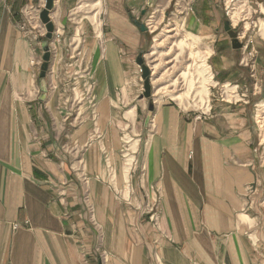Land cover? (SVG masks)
Segmentation results:
<instances>
[{
	"label": "crops",
	"instance_id": "crops-1",
	"mask_svg": "<svg viewBox=\"0 0 264 264\" xmlns=\"http://www.w3.org/2000/svg\"><path fill=\"white\" fill-rule=\"evenodd\" d=\"M102 1L96 38L92 21L73 22L80 0H54L59 40L41 100L39 46L18 22L45 0H0V264H264V133L253 109L264 92V58L253 65L259 83L248 100L213 102L202 119L163 100L149 130L138 63L149 32L139 20L150 22L147 7L166 10L173 0ZM194 20L204 26L212 18ZM74 32L92 66L96 122L87 100L65 104L60 89ZM208 37L218 82L253 81L231 42ZM253 44L264 56V36ZM129 124L140 144L127 171ZM72 148L84 156L86 181L73 169ZM155 200L157 225L147 213Z\"/></svg>",
	"mask_w": 264,
	"mask_h": 264
},
{
	"label": "rangeland",
	"instance_id": "rangeland-1",
	"mask_svg": "<svg viewBox=\"0 0 264 264\" xmlns=\"http://www.w3.org/2000/svg\"><path fill=\"white\" fill-rule=\"evenodd\" d=\"M93 1L95 0H80L79 4L75 6L71 13L75 25H78L76 22L80 24L81 22L89 23L92 21L97 28V21L93 19L95 10H92V6L90 5ZM102 3L103 8H101V10L103 11L105 8L104 1H102ZM44 6L45 4L42 6L39 13H33L32 15L29 13L30 18H21L18 22V27L25 36L39 46L41 56L33 61V64L39 68V89L41 66L43 64L42 43L46 39V27L40 18ZM154 9L155 7L153 6L145 9L146 20L150 19V22L143 21L142 19L139 20V23H144L149 28L148 45L145 54L141 56L150 69V82L153 86L152 97L150 99L143 98L148 101L149 105L153 102L156 106V104H159L163 100L174 101L185 109L197 112V116L203 115V117H205V115L210 113L211 104L213 102L215 103L218 100L225 102H243L244 100L251 98V88L255 90V85L259 83V78L254 76L255 71L253 65L257 62V58H259V61H262L264 58L256 45L253 44V40L256 37L259 38L260 36H264V0H211V2L206 0H173L172 5L166 10H163L158 22H154L152 17L149 18L150 15L153 16V13L156 12H154ZM102 11L100 15L102 14ZM235 12H239V16L238 14H235ZM197 15L198 17L212 18V20L207 24H204V26H201L194 20ZM233 15L235 18L232 17ZM52 16L55 17L51 18L53 22H58V19L56 18L57 13L55 11L52 13ZM27 20L31 26L28 24ZM226 21H230L232 29L237 31L239 40L244 44L241 49H236L237 55L234 59L237 63L241 64V68H250L248 75H250L253 81L251 80L249 82L245 81L241 83L220 79L218 82V78L215 79L213 76L210 62L211 59L209 60L213 40L208 37V35H220L221 37H224L226 42L230 43L231 38L224 27ZM93 34L96 38H99L102 36V30L99 31V29H97ZM75 39L81 41V47H83V50L85 51V38L78 32H74V34L70 36L68 46H70V43H73ZM58 40L59 36L55 25L53 39L50 41L51 61L46 74V79L50 72L51 62L53 54L56 52ZM184 41H186L187 44L184 43ZM68 49L70 56V48ZM69 56L67 60L61 63L63 66L71 60ZM203 64H207L209 67V71L204 72V75L199 69ZM241 73L242 76L246 75V71H241ZM64 74L65 70L63 69L61 75L64 78L62 86L60 87L62 91L64 88L63 84L65 83ZM140 74L144 91V80L142 79L141 66ZM204 81L205 83H203ZM250 85H252V87H250ZM79 90L83 91V86H80ZM79 90L77 94L82 93ZM71 91L72 90L69 88L70 94H72ZM262 95L263 96H260L259 99H256V101L253 102V109L257 127H259V129L261 128V133L262 131L264 133V111L259 113V107L261 103L264 102V92H262ZM93 98V106L91 104L90 108L92 110L93 118V113L95 112L96 114L94 119L96 122L97 100L94 96ZM149 115L150 119L146 124V119ZM149 115L145 119V125L146 128L150 130L154 125L152 112ZM136 133L133 124L126 126L124 132L123 157L126 162L125 167L127 168V171L135 167L137 161L136 154L140 142L137 140L139 136H137ZM262 137L264 139V136ZM81 156L82 160H84V156L82 154ZM249 192L251 196H253L257 194L258 189L255 186H250ZM260 192V204L264 207V183ZM121 193L126 198L127 194L124 193L123 190ZM253 240H255L253 241L254 246H257V243H259L258 239L255 237Z\"/></svg>",
	"mask_w": 264,
	"mask_h": 264
},
{
	"label": "built area",
	"instance_id": "built-area-1",
	"mask_svg": "<svg viewBox=\"0 0 264 264\" xmlns=\"http://www.w3.org/2000/svg\"><path fill=\"white\" fill-rule=\"evenodd\" d=\"M70 56L71 59L69 62H67L64 66L65 70V79L63 84V98L65 104H70L71 106L73 104L79 105L82 103V101L87 100L89 104L93 106V96H92V90H93V77H92V66L89 58L87 57L85 51L83 50V47H81V41L78 39H75L73 43H70ZM64 78V77H63ZM82 84V85H81ZM80 86H83V91L79 90ZM69 88L72 90V94L69 92ZM77 89V90H76ZM81 91L82 93L77 94V92ZM95 106V103H94ZM94 119L96 117L95 112ZM205 114V113H204ZM203 115L197 116L198 119H201ZM69 149V148H68ZM70 152H75L78 154L75 157V164L76 166L73 167L74 171L77 174H80L81 177L86 181L87 178L84 174V160H82V156L80 153L75 151L74 148L70 149ZM79 161V162H78ZM119 196L122 199H126L121 192H119ZM147 213L149 214V217L151 221L157 225L159 220V213H158V200H155L152 204L147 206ZM104 257V256H103Z\"/></svg>",
	"mask_w": 264,
	"mask_h": 264
},
{
	"label": "water",
	"instance_id": "water-1",
	"mask_svg": "<svg viewBox=\"0 0 264 264\" xmlns=\"http://www.w3.org/2000/svg\"><path fill=\"white\" fill-rule=\"evenodd\" d=\"M54 8V0H46L45 6L41 11L40 18L43 24L46 27V39L42 43L43 50V64L41 66V74H40V89H41V100H45L48 93L47 79L46 74L49 69L50 61H51V46L50 41L53 39V34L55 31V23L51 19V11ZM145 13V12H144ZM225 30L231 38L232 47L234 49H241L243 47V42H241L238 38L237 31L233 30L231 27L230 21H226L224 24ZM139 28L143 32L149 31V28L144 23H139ZM139 65L142 67V79L144 80V91L141 95V98H151L153 93V86L150 82V69L145 64L144 59L140 58L138 60ZM155 109V105L153 102L149 105L150 112H153ZM150 119V115L146 119V124Z\"/></svg>",
	"mask_w": 264,
	"mask_h": 264
},
{
	"label": "bare ground",
	"instance_id": "bare-ground-1",
	"mask_svg": "<svg viewBox=\"0 0 264 264\" xmlns=\"http://www.w3.org/2000/svg\"><path fill=\"white\" fill-rule=\"evenodd\" d=\"M102 4H103L102 3V0H95V1H93L92 4H90L92 6V10H95L94 11V14H93V19H95L97 21L96 25H97V29H99V31L101 30V28H100L101 27V19H100L101 15H100V13L102 11L101 8H103V5ZM162 12H163V10H159V9L156 10V12L154 13V15L152 16V19H153L154 22H158V18H161V15H162L161 13ZM172 32H173V30H172ZM184 43H186V41H184ZM153 55H154V53H153ZM199 69L201 70V72L203 73V75H204V72L209 71V67H208L207 64L201 65V67ZM203 83H205V81ZM175 89H176V87H175ZM263 111H264V102H262L261 105H260V107H259V113H261Z\"/></svg>",
	"mask_w": 264,
	"mask_h": 264
}]
</instances>
